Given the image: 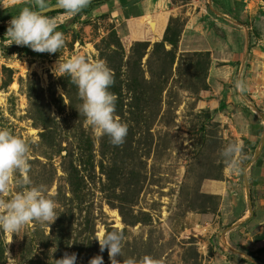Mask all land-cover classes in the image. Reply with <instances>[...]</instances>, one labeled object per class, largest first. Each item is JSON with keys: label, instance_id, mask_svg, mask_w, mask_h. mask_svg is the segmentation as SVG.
Masks as SVG:
<instances>
[{"label": "rangeland", "instance_id": "obj_1", "mask_svg": "<svg viewBox=\"0 0 264 264\" xmlns=\"http://www.w3.org/2000/svg\"><path fill=\"white\" fill-rule=\"evenodd\" d=\"M109 1L76 15H49L66 39L55 54L12 44L7 30L0 31V128L30 144L28 178L32 186H44L59 215L50 226L29 223L20 236L0 230V264H9L8 253L14 264H56L65 253H76V264H89L96 255L111 264L97 239L116 230L125 237L120 264L128 258L136 264H210L226 244L231 221L247 210L244 193L248 201L264 203V182L238 185L252 150L264 149V43L257 41L264 37L253 29L254 50L258 46L262 55L249 52L241 67L213 61L205 39L192 36L206 15L189 6L149 45L128 44L107 13L92 14ZM33 4L0 0V13L9 15L0 26ZM78 54L103 59L113 72L114 115L128 128L120 146L97 135L78 113L82 101L70 77L52 72L58 59ZM238 82L243 87L235 94L248 107L229 109L217 99L222 88ZM255 116L263 127L252 121ZM229 143L242 146L238 171L220 156ZM256 175L264 179L263 172ZM225 179L238 182L226 184L225 192L219 185ZM16 191L13 183L4 198ZM218 210L226 221L217 220Z\"/></svg>", "mask_w": 264, "mask_h": 264}, {"label": "clouds", "instance_id": "obj_2", "mask_svg": "<svg viewBox=\"0 0 264 264\" xmlns=\"http://www.w3.org/2000/svg\"><path fill=\"white\" fill-rule=\"evenodd\" d=\"M91 0H34L33 6L23 7L7 27L6 35L17 46H25L37 53H58L66 44L65 35L57 30L54 18L47 13L51 8L72 15L81 13ZM56 77H70L77 87L81 104L77 109L97 135L107 136L110 143L120 146L127 136V125L115 115L116 95L110 91L114 84L111 68L103 59L91 60L85 55H74L66 61L58 59L52 68ZM237 87H240L239 82ZM30 144L14 135L7 128H0V230L20 236L22 229L32 222L50 226L57 217V202L46 194L44 186H32L27 173L30 171ZM242 146L229 143L220 156L233 171L239 170ZM15 184L18 191L4 198ZM100 252L105 250L111 264H120L117 256H123L124 234L116 230L97 239ZM9 264L14 258L8 253ZM56 264H76L77 254L65 253ZM89 264H104L103 256L96 255ZM123 264H136L132 258Z\"/></svg>", "mask_w": 264, "mask_h": 264}, {"label": "crops", "instance_id": "obj_3", "mask_svg": "<svg viewBox=\"0 0 264 264\" xmlns=\"http://www.w3.org/2000/svg\"><path fill=\"white\" fill-rule=\"evenodd\" d=\"M53 1L55 2V0ZM187 5L183 6L180 0H110L107 4L92 10V14L102 15L107 13L115 23V28L118 29L124 42L149 45L153 39L160 38L164 34L176 12L189 6H198V14L204 13L206 22L202 23V25H195L196 16H193L192 25L195 26H192V29H194L192 36L199 37L198 41L201 42L202 39H205L208 45L205 52L212 53L213 61L230 63V65L232 64L231 62L235 61L241 67L243 65L242 62H244L243 59L248 56L249 52H251L252 56L261 57L262 51L258 49V46H255L258 51L254 50L253 45H257L254 44L255 31L258 30L257 33L264 37V0H189ZM90 11L88 10L87 14ZM251 13L255 14L254 18L251 17L246 23L243 19L246 15H251ZM223 32H225V37ZM262 40L258 39L257 41L264 43ZM195 42L193 40V48H195ZM218 42H220V46L225 43L224 49H222L223 46L218 49L219 47L217 48L214 45ZM249 44H251V47ZM239 84L240 87H237V83H235L231 87L222 88L217 101L227 105L229 109H232L236 104L240 108L248 107L247 102L239 99L241 95L235 94L243 87L242 83ZM261 102L264 103V100H261ZM261 114L264 121V113ZM255 117L252 118V121H257V123L259 121L258 124L263 127V122L257 116ZM259 151L256 148L252 152L253 155L257 152V155H254V157L252 155L251 159H249L250 165L248 164L247 173L243 169L242 184L239 183V186H248L246 183L249 182V186L255 187V185L258 186V184L264 182V179H259L258 175H256L261 171L264 176V149L261 152ZM250 171H253L254 174L252 175L253 172L250 173ZM227 180L229 179H225L223 184L222 181L219 183V185L223 186V191L225 192L226 188L224 187H227L226 184L231 186L232 184L236 185L235 183L238 182V180L234 179L232 180L234 183H231V181L227 182ZM244 197L247 202V210L243 213L239 212L231 221V228L227 230L229 235L225 241L226 244H221L222 250L218 251L219 254L215 253L210 258V264H264V203L263 201L262 203L259 202V204L256 201H248L245 193ZM251 205L259 210L255 211V213L253 210L248 212V208ZM215 216L219 221L222 219L226 221V213L220 210L216 212Z\"/></svg>", "mask_w": 264, "mask_h": 264}, {"label": "trees", "instance_id": "obj_4", "mask_svg": "<svg viewBox=\"0 0 264 264\" xmlns=\"http://www.w3.org/2000/svg\"><path fill=\"white\" fill-rule=\"evenodd\" d=\"M98 3H100V1H95V2H91L90 3V5H89V7L90 6H92V5H94V4H98ZM88 7V8H89ZM87 9V8H86ZM55 13H65L63 10H58V11H53V12H49V13H47L48 15H52V14H55ZM85 13H87L86 11H85ZM9 18V15H5V16H3L1 13H0V22H3L4 20H6V19H8ZM7 27H8V25H5V26H0V31H5V30H7ZM254 151V149L252 150V152Z\"/></svg>", "mask_w": 264, "mask_h": 264}, {"label": "water", "instance_id": "obj_5", "mask_svg": "<svg viewBox=\"0 0 264 264\" xmlns=\"http://www.w3.org/2000/svg\"><path fill=\"white\" fill-rule=\"evenodd\" d=\"M95 1H101V0H91V2H95ZM53 11H57V9H55V8H51V9L48 11V13H49V12H53Z\"/></svg>", "mask_w": 264, "mask_h": 264}, {"label": "bare ground", "instance_id": "obj_6", "mask_svg": "<svg viewBox=\"0 0 264 264\" xmlns=\"http://www.w3.org/2000/svg\"><path fill=\"white\" fill-rule=\"evenodd\" d=\"M263 69H264V67H263Z\"/></svg>", "mask_w": 264, "mask_h": 264}]
</instances>
